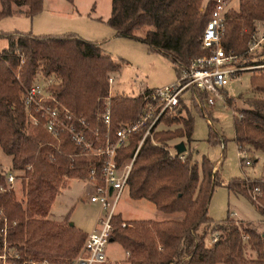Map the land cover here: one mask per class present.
<instances>
[{"label": "trees", "instance_id": "trees-1", "mask_svg": "<svg viewBox=\"0 0 264 264\" xmlns=\"http://www.w3.org/2000/svg\"><path fill=\"white\" fill-rule=\"evenodd\" d=\"M213 4L214 0H110L106 23L116 36L139 40L148 51L168 59L178 75L194 57L207 53L201 46V34ZM20 5L25 6L23 13L13 9ZM41 5L42 0H0V19L15 14L32 17L41 10ZM259 21H264V0H238L236 8L227 10L219 43L225 53L237 57L236 64H264L263 59L254 61L247 52L255 23ZM141 29L143 35H136ZM0 38L6 43L0 49V149L10 157V169L22 172L19 177L24 197L20 202L11 189L0 191V210L7 224L4 238L8 247L16 249L22 257L45 258L50 264L65 262L63 259L78 251L86 233L69 225L67 214L65 223L48 220L46 215L64 185L63 179L89 181L93 169V183L101 184V159L76 145L67 133L59 132L52 137L41 125H33L21 94L37 74L52 77L49 92L73 115L86 121V137L92 145L96 143L89 130L98 128L100 137L108 131L112 139L116 128L134 117L139 97L109 96L106 127L98 119L107 96L106 74L118 70L119 64L103 54L96 43L72 33L12 32L0 34ZM248 71L252 76V95L241 100L240 106L234 104L233 98L221 94L235 113L234 143L238 149L253 154L264 150V67ZM186 93L188 98L179 97L173 112L161 119L174 128L167 126L156 145L143 140L126 179L130 199H144L166 216L132 220L122 226L119 214L114 213L110 218L109 241H116L128 251L123 264H264V229L228 217L219 222L208 217L207 204L218 183L213 163L202 158L198 169L189 153H181L182 160L178 154L170 153L168 143L172 139L191 141L192 101L199 100L202 104L205 97L194 87ZM140 136L141 132L132 133L127 144L117 149V165L132 157ZM214 140L212 136L209 138ZM4 176L0 172V186H4ZM244 183L243 178H233L226 188L246 195ZM246 186L257 189L256 199L250 201L261 216L259 223L264 224V176L248 179ZM174 214H178L177 219L169 217ZM1 227L0 223V250ZM210 233H214L215 239L208 245L205 238Z\"/></svg>", "mask_w": 264, "mask_h": 264}, {"label": "rangeland", "instance_id": "rangeland-1", "mask_svg": "<svg viewBox=\"0 0 264 264\" xmlns=\"http://www.w3.org/2000/svg\"><path fill=\"white\" fill-rule=\"evenodd\" d=\"M237 1L231 0L229 5L236 8ZM109 8L110 0H42L41 10L32 17L15 14L1 18L0 34L30 32L32 35H61L72 33L83 40L96 43L103 54L119 64L118 70L106 74L107 78L110 77L113 80V83L108 84L106 78L107 96L104 102L111 95L134 96L139 91L172 82L176 75L168 59L158 53L148 51L146 45L139 40L113 36L112 29L106 23ZM13 9L23 13L25 6L20 5ZM143 32L144 30L141 29L135 33L142 36ZM5 45V40L0 38V49ZM258 53L261 54L256 56ZM249 55L255 58L254 61L264 60V45L251 51ZM14 76L17 78V69L14 71ZM251 77V72L248 70L237 72L221 88L220 93L223 92L233 98L234 104L240 106L241 100L252 95ZM183 95L188 98L187 93ZM256 95L260 96V94ZM192 102L193 107L190 111L193 119L191 141L187 143L183 139L176 138L168 144L169 148L173 150L174 144L179 141L183 142L184 153L190 154L191 161L196 163L198 169L202 158L213 163L214 170L216 167L218 183L214 185L207 204L208 217L214 222L228 217L233 221H241L251 226H257L258 229H264V224L259 223L261 216L250 201H254L253 199L256 197L255 193L247 188L248 183H244L246 195L230 192L226 188L228 182L233 178L263 177L264 150L250 154L249 163L240 165L237 148L233 141L232 116L235 113L226 105L224 98L216 99L212 106H207L204 101L202 104L199 100ZM167 126L174 128L173 125L165 124L163 127L166 129ZM211 136L215 139L214 141H209ZM127 162L128 160H125L121 165ZM0 172L10 173L14 177L17 175L11 190L13 197L17 201L23 202L21 178L19 177L22 172L10 169V157L5 155L1 149ZM63 180L64 185L57 191L46 219L56 223H65L64 217L67 214L68 222L76 227L84 229L91 225L92 229L97 228L99 226L97 217L102 216L103 212L98 204L88 201V196L92 191L91 184L76 178ZM50 209L53 217H57L55 219L64 217L61 220L51 218ZM114 211L119 214L122 223L132 220L162 219L166 216L158 213L153 205L144 199H130L126 188L122 190ZM169 217L177 219L178 214ZM213 235L214 233H210L205 238L206 241L209 242ZM104 250L105 262L94 264L125 263L127 254L124 250L126 249L116 241H108Z\"/></svg>", "mask_w": 264, "mask_h": 264}, {"label": "built area", "instance_id": "built-area-1", "mask_svg": "<svg viewBox=\"0 0 264 264\" xmlns=\"http://www.w3.org/2000/svg\"><path fill=\"white\" fill-rule=\"evenodd\" d=\"M230 1L214 0L210 17L206 21L201 34V46L207 50V53L194 57L189 66L181 70L172 82L141 91L138 95L139 103L134 117L130 121L120 124L113 132L112 139H110L108 131L105 132L103 137H100L98 128H94L89 130L93 141L96 143L92 145L86 137V131L88 130L86 121L73 115L49 92V86L53 83L52 77L37 74L29 87L24 88L21 100L33 125H41L52 137H57L59 132H65L76 145L81 146L90 155L101 159L99 172L101 184L93 183V169H91L88 181L92 187L88 201L98 204L103 212L102 216L97 217L99 226L86 233L84 241L75 255L65 262L53 264L105 262L104 247L110 240V218L115 212L122 190L126 188V179L133 156L144 139H148L153 145L159 143V138L165 130L161 119L173 112L178 105L179 97L189 88L194 87L204 93V103L207 106H212L216 99L222 100L221 88L237 72L264 66V64L238 65L236 64L237 57L235 55L225 53L222 50L219 40L226 23V12L229 8H232L229 5ZM263 45L264 21H259L255 23V31L250 36L247 52L258 49ZM111 81V78L108 77L107 83L110 84ZM105 104L103 110L98 113V119L107 127L109 123L108 98ZM134 132H141V136L132 157L124 165H117L115 161L117 149L125 146L129 136ZM169 150L170 153H175L171 148ZM237 155L239 159H242L239 161L240 165L249 163L244 150L238 149ZM178 158L182 160L183 155L179 153ZM14 179L15 177L12 174H5L4 186H0V191L12 189ZM244 181L246 184L248 183L247 178H244ZM256 191V188L252 189L253 193ZM0 223L2 225L0 264H50L45 258L22 257L16 249L8 247L4 238L7 227L6 218L1 210ZM121 225L123 226L124 223ZM214 239L215 235L211 236L210 241H206V243L210 245ZM125 253L127 254L128 251L125 250Z\"/></svg>", "mask_w": 264, "mask_h": 264}, {"label": "crops", "instance_id": "crops-1", "mask_svg": "<svg viewBox=\"0 0 264 264\" xmlns=\"http://www.w3.org/2000/svg\"><path fill=\"white\" fill-rule=\"evenodd\" d=\"M44 1V0H43ZM112 32H113V36H115V37H118V36H116L115 34H114V31L112 30ZM174 72V71H173ZM176 77V76H175ZM113 83V80L111 81V84ZM169 83V82H168ZM165 84V83H164ZM143 91V90H142ZM141 93V91H139L136 95H134V96H138L139 94ZM184 144V143H183ZM185 146V145H184ZM235 146H236V144H235ZM236 148H237V146H236ZM237 150H238V148H237ZM245 152H246V154H247V158L250 156V153L248 152V151H246L245 150ZM183 153V152H182ZM248 161H249V159H248ZM215 170H217L216 169V167H215ZM140 200V199H139ZM53 204V203H52ZM94 204V203H93ZM51 208H52V206H51ZM50 215H51V218H53V219H55V218H57V217H53V215L51 214V209H50ZM64 217V216H63ZM62 217V218H63ZM58 218H60V219H55V220H61L62 218L61 217H58ZM74 226V225H73ZM74 227H76V226H74ZM76 228H78V229H81L82 231H84L85 233H87L89 230H91L92 229V226L91 225H89L88 227H86V228H84V229H82L81 227H76ZM124 252H125V250H124Z\"/></svg>", "mask_w": 264, "mask_h": 264}, {"label": "water", "instance_id": "water-1", "mask_svg": "<svg viewBox=\"0 0 264 264\" xmlns=\"http://www.w3.org/2000/svg\"><path fill=\"white\" fill-rule=\"evenodd\" d=\"M173 149L175 150L176 154L182 153L185 150V146L183 142L179 141L176 144L173 145ZM110 190V189H109ZM69 225H72L70 222H68Z\"/></svg>", "mask_w": 264, "mask_h": 264}]
</instances>
